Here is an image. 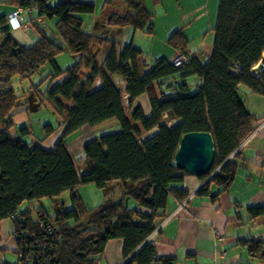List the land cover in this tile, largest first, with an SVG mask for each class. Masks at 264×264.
<instances>
[{
    "label": "trees",
    "instance_id": "trees-1",
    "mask_svg": "<svg viewBox=\"0 0 264 264\" xmlns=\"http://www.w3.org/2000/svg\"><path fill=\"white\" fill-rule=\"evenodd\" d=\"M10 1L17 10L36 11L27 25L37 36L30 45H20L9 31L22 25L8 22L12 14L0 15V224L7 221L13 229L17 264H173L172 257L156 255L151 237L167 218L169 201L189 196L179 186L187 174L174 164L181 137L188 132L212 135L215 160L210 172L199 177L210 179L197 195L215 201L233 183L234 158L259 125L240 93L245 88L264 98V70L259 76L252 72L264 53V0H218L206 57L191 52L181 29L174 32L167 44L176 57H184L179 66L173 64L176 57L151 62L130 41L122 44L85 31L83 17L95 14L93 4ZM100 13L99 23L111 30L154 34L145 0H104ZM46 20L54 21L60 43L46 35ZM63 52L74 63L66 69L57 61ZM34 76L41 77L38 83L31 82ZM113 76L125 83L124 92ZM13 77L28 81L27 90L17 94ZM97 80L101 85L95 87ZM145 95L148 115L139 104ZM44 107L55 127L38 116L32 119ZM21 113L25 122L16 121ZM40 122L38 138L33 127ZM110 125L115 132L107 133ZM101 126L106 133L97 135ZM84 128L92 138L84 142L82 157H74L75 148L68 145L83 137ZM52 136L57 141L43 148L42 140ZM114 183H120L118 191ZM87 185L107 190L101 205L84 203L78 188ZM211 185L218 186L215 194ZM42 200L51 206L47 209ZM24 203L28 208L20 210ZM248 213L251 220L264 216V204L249 207ZM112 241L120 244V261L114 263L106 251ZM1 243L0 238L3 255ZM242 245L264 264L262 239H244ZM4 261L0 256V264Z\"/></svg>",
    "mask_w": 264,
    "mask_h": 264
},
{
    "label": "crops",
    "instance_id": "crops-1",
    "mask_svg": "<svg viewBox=\"0 0 264 264\" xmlns=\"http://www.w3.org/2000/svg\"><path fill=\"white\" fill-rule=\"evenodd\" d=\"M76 1L95 5V14L83 17V29L85 31L89 32V30H92L94 34L109 35L112 39L114 38L122 44L128 42L131 38L133 43L136 32H132L131 29L111 30L104 24L102 26L99 23V14H101L100 11L104 0ZM154 2L158 3L159 0H154ZM148 4L149 2L145 0L146 8ZM156 9H154L155 13ZM16 10L17 8L13 1L0 0V15L8 17ZM162 14L163 16L167 14V7H165ZM35 18V10L30 14L26 11H21L18 16V22L22 25L20 26L21 28L10 29L9 34L20 45H30L37 38L35 33L31 36L28 35V31L30 33L32 29H29L27 21ZM36 21L38 23L43 22L39 19H36ZM51 22L54 23L52 20ZM24 26L28 28H24ZM169 28L170 26L162 28L164 37L161 40L167 46L168 38L178 30L175 29L176 31H173ZM21 30L26 32L23 33ZM206 39L202 44V50L196 51L203 54L204 57L211 52L214 39L213 33L211 37L207 36ZM155 40L156 33L151 36L149 43H146L142 50L148 53L147 56L145 55L147 58H152L154 55L153 60L163 57L172 60L177 56V51L164 52L162 47L160 51H155L153 45ZM3 41H5V38ZM153 51L155 54H153ZM193 51L191 50V52ZM242 89L245 91L244 98L248 110L260 121L256 130L240 146L239 155L234 158L236 174L233 183L226 192L221 193L215 201H212L210 197L197 195L205 181H202L199 177L186 175L182 185L179 186L189 192L188 198L183 202L169 201L166 209L167 218L161 224L159 230L151 237L156 255L172 257L173 264H260L249 255L247 248L242 245V240L251 238L264 241V216L251 220L248 213L249 207L264 204V98L247 92L245 88ZM25 116V114L21 113L16 118V121L25 122V119H23ZM41 125L42 123L40 122L33 127V132L37 131L36 136L38 138L42 137L39 129ZM82 133L83 138L82 136L76 138L79 139V145L77 140L74 139L68 145L69 150L81 148L84 140L92 138L91 130L84 128ZM57 139V136L44 139L42 142L40 141L41 146L43 148L52 147ZM117 186L121 188L120 183H114L112 188L116 189L115 187ZM217 187V185H211L210 192L215 194L218 191ZM106 193L107 190H103L104 198ZM114 196L118 197L120 194L117 193ZM62 202L60 200L58 204ZM0 238L1 241L2 238H5V244L1 250L10 249L15 251L16 243L13 229L7 221L0 224ZM119 247L118 241H112L108 244L106 251L108 252L109 262L120 261ZM0 256L5 260L4 253Z\"/></svg>",
    "mask_w": 264,
    "mask_h": 264
},
{
    "label": "rangeland",
    "instance_id": "rangeland-1",
    "mask_svg": "<svg viewBox=\"0 0 264 264\" xmlns=\"http://www.w3.org/2000/svg\"><path fill=\"white\" fill-rule=\"evenodd\" d=\"M57 2H59V0H49L50 5H55V3L57 4ZM147 2H149L147 8L153 14V24H154V30H155L154 35L156 33V40L153 44L155 51L157 52L160 51L161 47H162V51L164 52L168 51L169 53L170 51L171 52L173 51L169 46L164 45L161 40V38L164 37L162 28H167L168 26H170L169 29H172L173 31H176L175 29H181L184 35H186L189 39V49L194 50V51L202 50V44L204 43V41L207 40L206 39L207 36L208 37L212 36V32L210 28L213 27L215 19H216L218 0H179L178 2L176 0H159L158 3H155L154 0H147ZM165 7H167V14L163 16L162 13L164 12ZM175 7L177 8L176 10H175ZM155 8H157L156 13L154 12ZM44 25H45L46 35L53 37L54 39H57L58 42L60 43V39L55 34L53 22H51L50 20H46ZM22 32L25 33L26 31L23 30ZM33 34H34L33 31H30V33L28 31L29 36ZM150 38H151L150 35H146V34L141 33L140 31H137L136 37L133 39V45L143 50L144 47L146 46V43L147 44L149 43ZM36 39L34 40V42L36 41ZM129 41L132 42L131 38ZM103 50H102V53L98 55V58L100 61H102L103 55H105L103 54ZM143 52L146 56L148 55L146 51H143ZM153 54H155L154 51H153ZM153 57L155 56L153 55L152 58H150L151 62H154ZM57 61L62 69H66L72 64H74L72 60V56L66 52H63L62 54L57 56ZM256 67L257 65L254 68ZM47 69L48 67L46 68V70ZM262 71L263 70H260L259 74H255V73L254 74L256 76H259ZM112 78H113L115 85L118 87V89L121 92H124L125 88H124V83L122 79L119 76H113ZM40 79L41 77L34 76L33 78H31V82L38 83ZM29 84L30 83L28 81L21 82L18 78L13 77L11 81V88L17 94H20V93H23V91L27 90V87L29 86ZM100 85H101V82L97 80L94 86L98 87ZM46 86H47V83L44 84L43 89H45ZM240 95L241 97H244V94L240 93ZM58 99L60 101L63 100L62 98H58ZM139 104L142 106V109L145 112V114L148 115L150 112V105H149L146 95L140 98ZM41 109L43 110L39 112H34L35 114H33L34 117L32 119L35 120L37 119L35 117L38 116L40 119H44L45 121H47V123L55 127L56 123L54 122V118H52V116L49 113L50 109L45 108V107ZM168 125H171V123H169ZM39 129L41 132L42 125L39 127ZM96 131L98 132L97 135H99L100 133H103L104 130H103V127L101 126ZM107 131H108L107 133H112V132H115L116 130L113 129V126L110 125ZM104 132L106 133V131ZM153 132L154 131H151L150 133L145 134V135L150 136L151 134H153ZM35 133H36L35 135H37L36 130H35ZM94 135L96 134L94 133ZM51 138H55V136H52ZM76 140H77V144L79 145V141H78L79 139H76ZM85 141H88V140L86 139L84 140V142ZM72 155L74 157H82L83 155L82 147L75 148L74 152H72ZM115 188L116 190H118L117 188L119 187L117 186ZM78 193L81 195L82 200L88 207H95V206H99L102 204L103 191H98L93 185L79 187ZM63 199L65 200L66 205L70 208L71 204L69 201L68 193H65L63 195ZM41 203L47 209L51 206L50 201L48 200H42ZM27 208H28V204L24 203L20 207V210H25ZM4 244H5V238H2L1 246ZM4 253H5V261L2 262V264L3 263L17 264L18 258L15 253H13L10 249L4 250Z\"/></svg>",
    "mask_w": 264,
    "mask_h": 264
},
{
    "label": "water",
    "instance_id": "water-1",
    "mask_svg": "<svg viewBox=\"0 0 264 264\" xmlns=\"http://www.w3.org/2000/svg\"><path fill=\"white\" fill-rule=\"evenodd\" d=\"M260 70H264V53L260 64L253 68L252 72L259 74ZM215 155V143L210 133L188 132L179 141L174 156V164L180 171L189 176L204 177L210 172ZM234 155H231L228 160ZM209 179L210 177L205 180V183Z\"/></svg>",
    "mask_w": 264,
    "mask_h": 264
},
{
    "label": "built area",
    "instance_id": "built-area-1",
    "mask_svg": "<svg viewBox=\"0 0 264 264\" xmlns=\"http://www.w3.org/2000/svg\"><path fill=\"white\" fill-rule=\"evenodd\" d=\"M20 12H21V9H18V10H16V11L12 14V16H10V17L8 18V22L12 23L13 26H17V25H19V22H18V16H19ZM24 28H27V27L24 26ZM176 58H177V59H176ZM176 58L173 60V64H174L175 66H179V65H181V64L184 62V57L178 56V57H176ZM259 64H260V63H259ZM217 235H218V234H217ZM218 236H220V235H218ZM220 237H221V236H220Z\"/></svg>",
    "mask_w": 264,
    "mask_h": 264
}]
</instances>
